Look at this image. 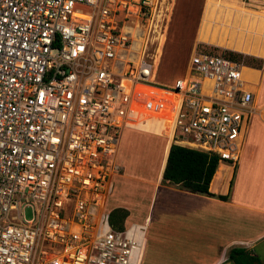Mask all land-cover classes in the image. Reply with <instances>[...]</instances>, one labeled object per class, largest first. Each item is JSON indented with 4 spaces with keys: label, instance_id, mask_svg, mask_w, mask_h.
Here are the masks:
<instances>
[{
    "label": "built area",
    "instance_id": "1",
    "mask_svg": "<svg viewBox=\"0 0 264 264\" xmlns=\"http://www.w3.org/2000/svg\"><path fill=\"white\" fill-rule=\"evenodd\" d=\"M153 4L0 0V264H140L106 210L128 127L159 121L173 144L238 163L247 66L194 50L159 83L130 26Z\"/></svg>",
    "mask_w": 264,
    "mask_h": 264
},
{
    "label": "rangeland",
    "instance_id": "2",
    "mask_svg": "<svg viewBox=\"0 0 264 264\" xmlns=\"http://www.w3.org/2000/svg\"><path fill=\"white\" fill-rule=\"evenodd\" d=\"M238 1L154 0L153 6L148 11L142 13L140 17H133L130 26L132 29H135L132 32L136 31V49H140L152 62L158 48V39L161 34L165 36L166 42H164L165 45L163 44L164 47L162 46V53L156 70V81L162 84H174L176 79L183 77L187 71L189 59L194 50L216 48L218 51H224L221 48L224 46L218 47L219 45L216 44L198 41V32L201 27L210 25V22L213 20L214 24L211 26L216 29L217 26L214 25H216L219 16L225 14L222 11H226L228 8L221 10V7H214L215 5L223 3L234 6L233 4H236ZM241 1L246 7L252 10L264 12V0ZM156 15H159V19L155 17ZM136 26L137 28H135ZM233 53L256 59V61L251 62V65L245 66L262 72L263 76L261 78L258 98L254 94V102L257 99V103L255 102V104L258 107L262 106L264 104L263 59L249 54ZM258 64H261L260 69L257 68ZM154 73L155 71L153 69ZM258 120V116L253 115L247 122L244 143L239 152L241 154L244 151L243 156L245 158L241 161L243 166L241 167L239 165L238 181L236 182L235 179L232 181V184H235V200L241 198L240 200L246 199L250 202L264 204V175L259 179L256 176L258 170L264 174V128H261L257 134L253 129L254 125L259 123ZM252 134L257 140L253 145L248 142ZM175 140L177 139H170L165 125L159 121H147L134 127H128L124 131L114 166L119 174L111 176V191L107 198L106 210L122 207V200L131 202L137 207L138 211L144 207L147 208V204L152 197V187L150 188L148 181L150 178L156 179L160 172V164L161 160H163L164 150L167 145H170V142L172 143ZM251 158L253 160H250ZM258 160L262 162L261 165H259L260 161L258 162ZM251 164L253 168H256L253 169L254 174L249 176L248 167ZM170 200L173 204L177 201L172 198ZM172 206H175L179 211V208L184 207V203L178 206L169 203L168 220L161 221V217L159 221L153 224L155 225V230L151 231L153 234L152 237L155 238L158 247L162 246L163 242L168 241L171 234L174 235L177 230L183 232L186 229L185 226H180L175 229L173 223L175 224L179 221L173 220L175 217L173 215L175 208H172ZM185 210L183 208V211H180V213H183L181 217L185 220L184 222L186 224H189L193 228L191 232L186 231V233L189 236L194 234V238L185 236L184 238L177 239V243L169 239L168 249H178V253H182L183 257L178 259L174 264H193L195 260L194 257H190L191 252L198 249L197 252L202 253L204 250L212 249L213 246L222 245V243H227V241L232 240L236 241L235 243L237 245L243 244L241 243L243 241L251 243V246L246 245V248H249L250 253L258 259L260 264H264V224L252 223L249 220V215H246L244 210H238L241 211L240 213L236 211L237 209L227 206L213 208L210 205H204L199 209V211H203V214L190 215L191 218L188 216L186 217L187 220L185 218ZM27 217L30 216L27 215ZM108 224L110 225L109 220ZM171 225L173 226L171 227ZM110 227L112 228L111 225ZM167 231L168 234L165 235L168 238L164 235ZM236 244L234 247H241L236 246ZM154 246L155 241L152 247L154 248ZM142 253L144 255L142 254L140 263L142 260L144 263L145 260V250ZM206 256L207 254L204 257ZM202 263L204 264L205 261Z\"/></svg>",
    "mask_w": 264,
    "mask_h": 264
},
{
    "label": "crops",
    "instance_id": "3",
    "mask_svg": "<svg viewBox=\"0 0 264 264\" xmlns=\"http://www.w3.org/2000/svg\"><path fill=\"white\" fill-rule=\"evenodd\" d=\"M243 2L239 0L234 5V8L230 9L228 8L226 11H222L225 14H221L216 22V26H219L220 24H223L224 26L221 27L224 29V31L227 32V38L233 37L236 39H247L251 42L257 41L260 42V44H263V50L264 53V12H258L255 10H252L251 8L246 7L242 5ZM246 11L255 12L260 14L258 18H255L253 15L247 14ZM236 12V13H235ZM250 27L252 31H250L249 34H247V28ZM218 28V27H217ZM245 28V29H244ZM234 29V30H233ZM245 34V35H244ZM220 47V46H218ZM224 50H229L233 52H239L242 54H249V53H243L241 51H235L230 48L221 47ZM256 57H260L255 54H249ZM260 58L263 59V70H264V56H261ZM261 72V71H259ZM264 72V71H263ZM262 72L259 77L258 83L253 84L249 86V90L254 94H256L258 98V94L260 91V84H261V78H262ZM257 103V99L255 101ZM253 100V108L254 113L253 115L258 116V122L254 125V131L257 134L261 130V128H264V104L262 106L258 107L255 104ZM252 115V116H253ZM245 134V132H244ZM258 136V135H257ZM252 145L256 143V139L254 135L252 134L248 139ZM244 143V135L242 139V145ZM173 143L170 142L169 148L167 153L165 154V157L163 159V165L160 168V172L158 173L156 179L150 178V180L147 182L152 187V197L149 200V203L147 204V208H143L138 211L137 207L133 205L128 200L121 201L123 204L122 208L127 211V217L124 222V228L128 229L130 233H133V235L136 237V239L139 241L141 246V251L143 252L145 250V260L143 263V260L140 264H174L178 261V259L183 258L182 253H178V249H168V243L170 240L177 243V239L184 238L185 236H189L186 231L191 232L192 226L189 224H186L184 219L181 217L183 213H180V211H183V208L185 210L186 207V217H190V215H196L198 213H202L203 211H199L201 207L204 205H210L213 208L217 207H231L238 210H244L246 215H249V220L252 221V223H260L264 224V204L254 203L247 201L246 199L240 200L234 198L235 193V184H232L231 186V194L229 195V199L227 201H222L218 199L217 197H211L206 194L201 193H192L180 185H175L172 183H169L168 181L163 180V172L167 161L168 152L170 149V146ZM244 151L241 152L238 164H231L228 162L220 161L218 164V167L216 169V172L210 182L209 185V192L214 195H226L229 192L230 189V183L236 179V182L239 178V165L242 167L241 164L242 159L244 160ZM255 155V154H254ZM253 155V156H254ZM242 156V157H241ZM252 156V157H253ZM254 158V157H253ZM251 158L250 160H253ZM256 159V158H255ZM254 159V161H255ZM260 160H258L259 162ZM261 161L259 162V165H261ZM246 164V163H245ZM221 167L222 171L219 173L218 168ZM247 167V166H246ZM256 167H252V164L249 169V176H252L254 174L253 169ZM153 169V168H152ZM264 170V169H263ZM119 173L115 174L118 175ZM264 174L260 170L257 171L256 176L258 179L262 177ZM153 179V180H152ZM248 180V179H247ZM235 183V182H234ZM227 192V193H226ZM176 199L175 203L173 204L170 199ZM169 203L172 205H183L184 207L179 208V211L175 206H172L174 209L175 217L173 218L176 222L173 225L175 226V229L178 227H186L185 231H179L177 230L174 235L171 234V236L168 238L165 234H168V231L164 233L165 237L168 238V241L163 242V245L158 247L156 244V240L152 234L151 231L155 230V225H153L155 222L159 221H167L168 220V214H169ZM158 205V207H157ZM157 207V209H155ZM193 211H195L193 213ZM241 213V211H238ZM139 213V214H138ZM188 213V214H187ZM191 218V217H190ZM187 220V218H186ZM171 225V227L173 226ZM192 236H189L191 238H194V234H191ZM170 239V240H169ZM149 240V243H148ZM155 241L154 248L152 247L153 242ZM236 241H227V243H222V245H216L213 246L210 250H204L202 253H198L197 250L194 252H191L190 257H194V263L193 264H203L202 262L205 261L204 264H233L232 262L228 261V254L229 251L233 248H244L247 251L250 252L249 248H246L247 246H251V243L248 241H243L240 245H237L235 243ZM241 246V247H234ZM247 245V246H246ZM143 254V253H142ZM207 254L206 257H204ZM251 254V253H250ZM144 255V254H143ZM211 255V257H209ZM204 257V258H203ZM143 258V257H142ZM201 259V260H200Z\"/></svg>",
    "mask_w": 264,
    "mask_h": 264
},
{
    "label": "trees",
    "instance_id": "4",
    "mask_svg": "<svg viewBox=\"0 0 264 264\" xmlns=\"http://www.w3.org/2000/svg\"><path fill=\"white\" fill-rule=\"evenodd\" d=\"M203 50L210 53L223 54L230 59L242 62L244 65H251V62L256 61L255 58H247L225 50L218 51L216 48H204ZM257 68L260 69L261 64H258ZM219 162V158L216 155L172 144L168 152L163 180L180 185L192 193L206 194L211 197H217L222 201H227L232 182L226 195H214L209 192V185ZM219 170L222 171V168L219 167L218 172ZM127 214V211L122 208L110 210L108 220L112 228L122 230ZM228 261L233 264H260L258 259L244 248L231 249L228 254Z\"/></svg>",
    "mask_w": 264,
    "mask_h": 264
},
{
    "label": "bare ground",
    "instance_id": "5",
    "mask_svg": "<svg viewBox=\"0 0 264 264\" xmlns=\"http://www.w3.org/2000/svg\"><path fill=\"white\" fill-rule=\"evenodd\" d=\"M216 6L221 7V10L226 9V8H230V9L234 8V6H230V5L223 4V3H220L218 5H215L214 7H216ZM246 13L247 14H250V15H253L255 18H258L260 16V14L255 13V12L246 11ZM155 17L159 19V15H156ZM166 19H167V17H166ZM213 24H214V20L210 22V25H204L203 27H201V29L198 32V36H197V40L198 41L205 42V43H209V44H216V45H219V46H224L226 48H230V49H233V50H238V51H241V52H244V53L255 54V55H258L260 57L261 56H264V53L262 52V50H263V44L261 45L260 42L253 41V42L250 43V41H249L250 39L248 40V37H246L247 39H244L243 38V39H236L235 40L233 37H230L228 39L227 38V32L224 31L223 28H221L224 25L223 24H220L219 26H217L218 28L216 27V29H214L211 26ZM214 26H216V25H214ZM135 28H137V26ZM133 30H135V29H133ZM250 31H252V29L250 27H248L247 28V34H249ZM135 32L136 31H133L132 32L134 38H135ZM150 37H152V36H150ZM165 40H166L165 39V36L161 34V36L158 39V48L156 50V55H155L154 60H153V69H154V71L157 70V66H158V63H159V58H160L161 53H162V46H163V44L165 45L164 42H166ZM260 75H261V72H259L256 69H252V68L246 67V68H243V70H242V76L246 79V81L251 82V83H254V84H257L258 83V80H259ZM168 148H169V145L166 146V149L164 150L163 158L162 159H164L165 154L168 151ZM162 165H163V160H161L160 166L162 167Z\"/></svg>",
    "mask_w": 264,
    "mask_h": 264
}]
</instances>
